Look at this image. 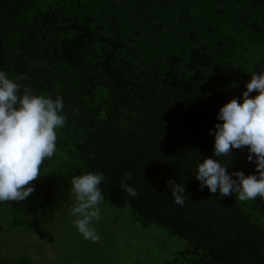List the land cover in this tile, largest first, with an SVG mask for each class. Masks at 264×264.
<instances>
[{
    "label": "trees",
    "instance_id": "trees-1",
    "mask_svg": "<svg viewBox=\"0 0 264 264\" xmlns=\"http://www.w3.org/2000/svg\"><path fill=\"white\" fill-rule=\"evenodd\" d=\"M0 71L62 97L66 116L34 193L2 202L13 225L59 210L72 177L98 172L106 202L185 241L163 264H264V202L201 191L194 175L206 157L257 174L246 147L215 157L214 132L264 71V0H0ZM169 180L185 186L183 206ZM1 245L0 264H34L3 260Z\"/></svg>",
    "mask_w": 264,
    "mask_h": 264
},
{
    "label": "clouds",
    "instance_id": "clouds-1",
    "mask_svg": "<svg viewBox=\"0 0 264 264\" xmlns=\"http://www.w3.org/2000/svg\"><path fill=\"white\" fill-rule=\"evenodd\" d=\"M0 71V202H22L34 193L32 186L40 175L41 165L51 159L57 150V130L66 124L62 115L63 98L55 99L33 91L21 82ZM242 94L224 104L217 114L222 123L215 125L214 156L231 157L233 149L248 151L247 160L254 162L257 174L245 175L243 171L229 174L227 165L218 159L204 158L198 164L195 178L200 190H208L220 197L235 195L240 202H264V71L251 74ZM256 92L257 95L250 96ZM255 158V159H254ZM235 177V179L233 178ZM124 179H131L125 172ZM105 181L103 173L88 172L72 177L70 195L74 200L70 222L85 240L99 243L95 227L101 219L100 205L104 200L99 185ZM171 196L177 205L185 204V186L169 180ZM120 188L129 196L137 191L123 181Z\"/></svg>",
    "mask_w": 264,
    "mask_h": 264
},
{
    "label": "rangeland",
    "instance_id": "rangeland-1",
    "mask_svg": "<svg viewBox=\"0 0 264 264\" xmlns=\"http://www.w3.org/2000/svg\"><path fill=\"white\" fill-rule=\"evenodd\" d=\"M70 199L59 210L27 213V222L13 225L10 206L0 202L1 258L28 256L34 264H163L186 243L158 226H142L131 213L110 202L100 205L93 226L99 243L85 240L70 222Z\"/></svg>",
    "mask_w": 264,
    "mask_h": 264
}]
</instances>
